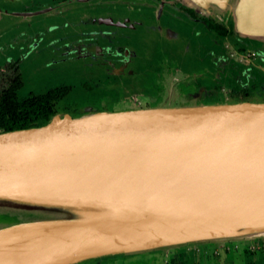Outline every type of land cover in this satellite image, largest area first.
<instances>
[{
	"label": "water",
	"instance_id": "water-1",
	"mask_svg": "<svg viewBox=\"0 0 264 264\" xmlns=\"http://www.w3.org/2000/svg\"><path fill=\"white\" fill-rule=\"evenodd\" d=\"M186 1L264 41V0ZM0 206L35 216L0 226V264L263 234L264 102L92 107L0 132Z\"/></svg>",
	"mask_w": 264,
	"mask_h": 264
},
{
	"label": "flooded vegetation",
	"instance_id": "flooded-vegetation-1",
	"mask_svg": "<svg viewBox=\"0 0 264 264\" xmlns=\"http://www.w3.org/2000/svg\"><path fill=\"white\" fill-rule=\"evenodd\" d=\"M218 12L180 0H0V94L16 81L20 98L68 87L56 114L60 103L81 97L89 101L74 108L80 115L101 109L91 99L150 95L174 67L179 82H189L181 96L194 100L184 106L222 104V97L264 102V43L240 35L231 12ZM28 68L61 69L79 82L22 95Z\"/></svg>",
	"mask_w": 264,
	"mask_h": 264
},
{
	"label": "rangeland",
	"instance_id": "rangeland-1",
	"mask_svg": "<svg viewBox=\"0 0 264 264\" xmlns=\"http://www.w3.org/2000/svg\"><path fill=\"white\" fill-rule=\"evenodd\" d=\"M180 1L188 5V1ZM225 12L220 11L218 13H221L220 15L223 17ZM254 40L264 43L263 40ZM169 68V72H162L158 76L156 84L150 86V95L130 96L117 102H112L110 99H102L101 102L92 99L90 101L100 104V110L103 111L174 107L193 103L194 100L188 101L181 96L189 82L180 83L178 74L172 73L175 70L174 67ZM42 69L45 68L43 67ZM30 71L31 68H28V75H26L24 86L21 90L22 95H25L29 90L42 91L66 81L75 82V85H78L79 82L75 78L73 79L71 74L69 77H65V73H62L61 69L55 72L43 70L39 75L29 74ZM87 101L89 100L84 101L81 97H78L72 101L60 103L58 114L60 116L67 114L73 117L78 116L75 113V109L77 106L82 107L81 104ZM218 101L225 103L228 100L222 97ZM34 217L32 213L23 210L8 209L0 206V226L22 222ZM253 258H256V264H264V236L200 241L136 254L104 255L93 258V262L94 264H244V262L253 260ZM83 261H79L76 264L88 262L86 260Z\"/></svg>",
	"mask_w": 264,
	"mask_h": 264
},
{
	"label": "trees",
	"instance_id": "trees-1",
	"mask_svg": "<svg viewBox=\"0 0 264 264\" xmlns=\"http://www.w3.org/2000/svg\"><path fill=\"white\" fill-rule=\"evenodd\" d=\"M20 82L0 94V132L37 127L48 123L57 113V103L69 94L68 87L18 97Z\"/></svg>",
	"mask_w": 264,
	"mask_h": 264
},
{
	"label": "bare ground",
	"instance_id": "bare-ground-1",
	"mask_svg": "<svg viewBox=\"0 0 264 264\" xmlns=\"http://www.w3.org/2000/svg\"><path fill=\"white\" fill-rule=\"evenodd\" d=\"M257 236H264V233L263 234L262 233L261 234H258Z\"/></svg>",
	"mask_w": 264,
	"mask_h": 264
}]
</instances>
